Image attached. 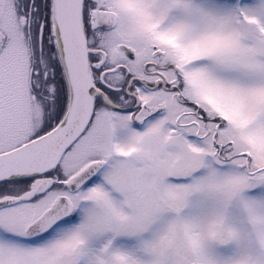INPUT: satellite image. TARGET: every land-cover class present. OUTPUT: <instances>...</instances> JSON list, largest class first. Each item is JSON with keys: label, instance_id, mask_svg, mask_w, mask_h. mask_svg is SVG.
Returning a JSON list of instances; mask_svg holds the SVG:
<instances>
[{"label": "snow or ice", "instance_id": "6c2138e0", "mask_svg": "<svg viewBox=\"0 0 264 264\" xmlns=\"http://www.w3.org/2000/svg\"><path fill=\"white\" fill-rule=\"evenodd\" d=\"M0 264H264V0H0Z\"/></svg>", "mask_w": 264, "mask_h": 264}]
</instances>
